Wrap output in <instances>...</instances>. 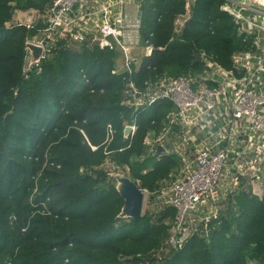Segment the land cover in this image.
Masks as SVG:
<instances>
[{
  "label": "trees",
  "instance_id": "16d2710c",
  "mask_svg": "<svg viewBox=\"0 0 264 264\" xmlns=\"http://www.w3.org/2000/svg\"><path fill=\"white\" fill-rule=\"evenodd\" d=\"M224 2L140 0V33L153 34V49L131 73L114 72L118 55L108 48L59 42L25 75V43L43 31L51 0H0V264H264V189L221 202L181 248H163L175 211L117 218L123 200L103 169L112 161L114 173L151 194L177 174L176 156L149 169L146 154L170 103L138 114L125 139L132 110L123 94L129 82L144 90L160 76L200 71L196 53L239 77L233 57L251 46L221 11ZM31 11L32 26L8 25ZM261 175L264 184V164Z\"/></svg>",
  "mask_w": 264,
  "mask_h": 264
},
{
  "label": "built area",
  "instance_id": "2783aa9c",
  "mask_svg": "<svg viewBox=\"0 0 264 264\" xmlns=\"http://www.w3.org/2000/svg\"><path fill=\"white\" fill-rule=\"evenodd\" d=\"M137 3L133 14L128 0H51L43 33L32 43L42 47L41 61L51 57L50 48L59 42L108 48L122 54L124 72L131 73L130 54L139 39L146 57L153 49V34L141 36L140 0ZM221 11L238 25L242 42L253 47L233 57L239 77L201 55L200 71L160 76L144 90L129 82L123 94L122 105L132 110L126 125L132 127L129 137L137 130L138 114L159 101L170 103L146 154L154 162L174 155L179 164L177 174L158 192L161 206L175 211L170 235L177 232L178 238L167 239L174 248L182 247L193 225L216 215L219 208L212 206L242 191L253 194V186L263 183L264 0H225ZM30 67L27 51L23 74ZM158 147L164 151L156 154Z\"/></svg>",
  "mask_w": 264,
  "mask_h": 264
},
{
  "label": "water",
  "instance_id": "95a60500",
  "mask_svg": "<svg viewBox=\"0 0 264 264\" xmlns=\"http://www.w3.org/2000/svg\"><path fill=\"white\" fill-rule=\"evenodd\" d=\"M196 0H188L189 6H193ZM26 50L29 53V64L36 65L41 61L42 47L32 43H25ZM201 61L200 54H194L192 64ZM132 131L131 126H125L123 129V137L127 139ZM164 150L158 147L156 154L162 153ZM110 178L114 182V189L119 197L123 200V205L117 216L119 219L134 220L139 219L143 215L144 193L136 186V184L127 176L121 173H113Z\"/></svg>",
  "mask_w": 264,
  "mask_h": 264
},
{
  "label": "rangeland",
  "instance_id": "374dc122",
  "mask_svg": "<svg viewBox=\"0 0 264 264\" xmlns=\"http://www.w3.org/2000/svg\"><path fill=\"white\" fill-rule=\"evenodd\" d=\"M37 16V15H36ZM35 15L32 14V12H25V13H15L13 15V19L12 21L8 24V25H11V24H14V23H22V24H28L29 26H32V19L36 17ZM30 18V19H29ZM42 19V18H40ZM43 31L40 32L37 37L31 39V42H34V41H37L41 35H42ZM72 47H75V45H73ZM153 160V161H151ZM150 161V162H149ZM148 162L150 163V166H149V169L152 168L153 164H154V159H150L148 160ZM116 168V164L113 163L112 161H107V163L103 166V169H105L106 171L110 170L111 172L114 171V169ZM164 183V182H163ZM162 183V185H163ZM255 184V182H254ZM261 185L260 186H256L254 185L253 186V194L256 195V196H259L260 193L263 191L264 189V184L263 183H260ZM161 185V186H162ZM152 197V198H151ZM161 206V194L160 193H156V194H151L149 193L148 191H145L144 190V204H143V214L146 212V213H151V214H155L159 207ZM219 206H221V204H217L215 206H212L213 208H219ZM174 236V239H177L178 238V233L175 232L173 233L170 238ZM169 238V237H168ZM167 238V239H168ZM168 242L166 240V242L164 243V246L163 248H166L168 246ZM171 246V245H170ZM167 251H163L162 253H160V258L163 259V257L166 255ZM156 264H160V262L156 263ZM255 264V263H253Z\"/></svg>",
  "mask_w": 264,
  "mask_h": 264
},
{
  "label": "crops",
  "instance_id": "0c3cea01",
  "mask_svg": "<svg viewBox=\"0 0 264 264\" xmlns=\"http://www.w3.org/2000/svg\"><path fill=\"white\" fill-rule=\"evenodd\" d=\"M136 3H137V0H128L129 11L132 12L133 14L138 9V3L137 4ZM136 6H137V8H136ZM31 12H33V11H31ZM18 13H20V12H18ZM184 21H185V19L183 17H180L179 19H177L176 22H177V25L179 27H182ZM251 49H253V47H251ZM117 55L118 56L115 58L114 70L116 71V73H123L124 72V57H122V54H120V52H117ZM130 57L135 62V63L133 62L132 66L134 65L135 69L138 68L142 58L145 57V50L140 45V39H139V46L137 48H135L134 50H132ZM262 195H263V191L260 193V195L258 197H262Z\"/></svg>",
  "mask_w": 264,
  "mask_h": 264
}]
</instances>
